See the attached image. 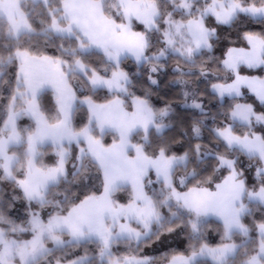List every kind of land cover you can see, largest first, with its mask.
I'll use <instances>...</instances> for the list:
<instances>
[{
    "label": "snow or ice",
    "instance_id": "6c2138e0",
    "mask_svg": "<svg viewBox=\"0 0 264 264\" xmlns=\"http://www.w3.org/2000/svg\"><path fill=\"white\" fill-rule=\"evenodd\" d=\"M210 18L264 25V0H0V264H157L173 234L163 264H264V77L240 71L264 32L217 57ZM173 60L190 120L151 101Z\"/></svg>",
    "mask_w": 264,
    "mask_h": 264
},
{
    "label": "trees",
    "instance_id": "16d2710c",
    "mask_svg": "<svg viewBox=\"0 0 264 264\" xmlns=\"http://www.w3.org/2000/svg\"><path fill=\"white\" fill-rule=\"evenodd\" d=\"M210 26L216 27L218 31L219 40L216 41L213 55L220 57L226 51L227 47H247V42L242 39L243 31H253V32H264V25L256 24L255 22H249L245 20L242 24H238L235 27L226 26V25H217L214 18L209 20ZM93 62L98 63L99 60L97 57H93ZM175 65V61H169L167 67L166 75H159L161 81L159 87L153 86L155 91L151 97V101L155 107H164L166 104H170L175 110L173 115L182 119H192V113L195 111L193 109H187L182 106V92L179 85L171 84L173 77L172 68ZM123 68L128 71L130 74L137 73V67L132 60H128L123 64ZM241 75H256L264 77V70L261 69H248L247 67H241ZM134 79L143 83L146 80V76L143 75H134ZM199 91L205 93V95L199 97L203 100L207 107L212 109L213 112L223 111L225 108L231 104V99L226 97L224 102H222L218 97L211 94L210 85L205 83H199ZM106 90H100L99 95L102 97L105 94ZM137 94H141L142 89L139 84H137L134 89ZM243 96L240 98V102L253 103L254 106L259 107V102L255 101V97L249 93L246 88L241 89ZM51 94L48 93L44 97V102L51 101ZM223 103V107L221 104ZM198 115V112L196 113ZM83 115L82 112L76 114L77 121ZM207 123L211 124V121ZM207 136V132L204 133ZM105 140L111 142V136H106ZM70 167V165H69ZM118 195H123L120 193ZM22 214V213H21ZM218 226V221L211 220L208 230L207 238L210 243H219L220 242V233L216 231ZM187 248L186 239L183 235L176 237L174 234L170 237L165 245H160L158 243H153L151 246H144L141 254H147L154 257L157 260V264H163V258L172 252H183ZM119 250L121 254L126 249L125 245H119L114 248V250ZM82 254V249L73 250ZM210 264V262H209Z\"/></svg>",
    "mask_w": 264,
    "mask_h": 264
},
{
    "label": "rangeland",
    "instance_id": "374dc122",
    "mask_svg": "<svg viewBox=\"0 0 264 264\" xmlns=\"http://www.w3.org/2000/svg\"><path fill=\"white\" fill-rule=\"evenodd\" d=\"M243 89V88H242ZM247 89V88H246ZM248 90V89H247ZM249 91V90H248ZM250 94H252L251 92H249ZM213 220H215V218H213Z\"/></svg>",
    "mask_w": 264,
    "mask_h": 264
}]
</instances>
